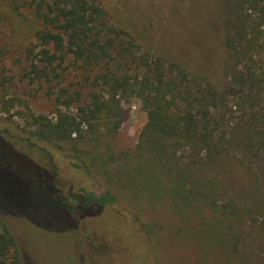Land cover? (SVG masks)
Here are the masks:
<instances>
[{
  "label": "rangeland",
  "instance_id": "1",
  "mask_svg": "<svg viewBox=\"0 0 264 264\" xmlns=\"http://www.w3.org/2000/svg\"><path fill=\"white\" fill-rule=\"evenodd\" d=\"M99 1L112 21L129 31L143 50L177 61L193 76L212 84L229 83L224 76L228 58L223 41L224 0ZM251 8L247 30L260 37L251 64L261 73L264 6ZM40 23L27 8L13 0H0V85L5 83L0 95L18 97L9 112L1 110L0 104V215L21 249L24 264H264V227L255 224L253 213L259 204L264 213V150L258 152L261 146L257 145L264 130V91L257 84L253 91L247 89L253 103L243 102L239 96L229 98L224 130L233 146L218 159L215 177L220 186L214 193L209 190L210 199L202 211L194 206L195 210L185 212L168 195L134 201L115 188L116 183H124L115 179V165L123 167L127 155H137L148 118L138 97L124 102L127 114L118 131L83 142L82 149L89 156L82 155V159L91 176L73 166L63 150L28 138L32 130L25 120L30 113L25 105L50 119H55L57 109L47 87L25 77ZM70 71L65 84L76 88L85 77L90 83L99 70ZM251 104L255 108L249 110ZM242 131L249 139V149L240 143ZM84 135L91 141L95 137ZM97 151L104 154L93 163L91 155ZM152 154L146 152L148 165ZM201 176L200 172L191 174L187 189L196 190ZM105 189L118 194L119 206L90 210L82 197L77 200V195L93 191L100 196ZM233 228L244 234L238 251L233 247L237 244Z\"/></svg>",
  "mask_w": 264,
  "mask_h": 264
},
{
  "label": "trees",
  "instance_id": "2",
  "mask_svg": "<svg viewBox=\"0 0 264 264\" xmlns=\"http://www.w3.org/2000/svg\"><path fill=\"white\" fill-rule=\"evenodd\" d=\"M13 1L41 21L35 33L38 42L29 51L33 56L25 77L32 83L45 85L57 106L55 119H50L31 112L25 105L26 112H30L25 120L32 130L28 138L58 147L73 166L90 175L82 159V155L89 156L82 149L83 142L100 140L102 133L118 131L127 114L124 102L138 97L147 112V122L140 135L137 155H127L128 162L123 167L115 165V179L124 181L123 185L116 183L115 188L136 199L134 201L142 197L159 200L168 195L185 212L196 207L202 211L210 199L209 190L214 193L220 186L215 177L218 159L233 146L224 130L229 98L239 96L243 102L253 103L254 97L247 89L253 91L257 84L264 91V71L257 73L251 64L260 37L247 30L251 7H263L264 0H224L226 34L223 41L228 51L224 76L229 78V83L222 86L202 80L199 75L193 76L177 61L143 50L129 31L112 21L99 0ZM125 66L128 68L121 73ZM71 68L99 71L90 83L87 82L90 78L85 77L83 85L75 88L65 84ZM0 86L4 88V81ZM257 94L260 96V90ZM16 98L7 99L6 94H1V110L9 112L15 106ZM249 107V110L255 108L253 104ZM88 133L95 135L92 141L84 135ZM259 137L261 140L257 145L261 146L258 148L261 152L264 150V130ZM240 143L246 149L249 146L244 131ZM66 145L68 150L62 147ZM144 151L153 153L149 165ZM97 152L91 155L93 163L99 156L103 157L104 153ZM254 153L258 154L257 151ZM180 161L192 166L179 165ZM198 172L202 176L197 179V189H187L191 174ZM93 192L77 195V200L82 197L90 210L94 206L100 210L106 205H120L118 194H112L109 189L100 196H94ZM260 205H255L253 213L257 217L255 224L263 228L264 213L259 211ZM140 227L143 226L140 224ZM233 230L237 242L233 247L238 251L244 234ZM78 243L83 244L80 233ZM0 264H24L21 249L1 215Z\"/></svg>",
  "mask_w": 264,
  "mask_h": 264
}]
</instances>
